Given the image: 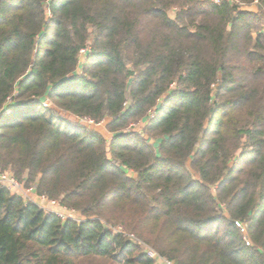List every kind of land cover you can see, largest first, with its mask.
Instances as JSON below:
<instances>
[{
  "label": "trees",
  "instance_id": "16d2710c",
  "mask_svg": "<svg viewBox=\"0 0 264 264\" xmlns=\"http://www.w3.org/2000/svg\"><path fill=\"white\" fill-rule=\"evenodd\" d=\"M0 170V264H264V0H0Z\"/></svg>",
  "mask_w": 264,
  "mask_h": 264
},
{
  "label": "built area",
  "instance_id": "2783aa9c",
  "mask_svg": "<svg viewBox=\"0 0 264 264\" xmlns=\"http://www.w3.org/2000/svg\"><path fill=\"white\" fill-rule=\"evenodd\" d=\"M218 2V0H213ZM90 48L84 47L79 50V57L81 54L86 55L89 53ZM10 100V98H8ZM42 105L47 107L49 106V101L47 99L42 100ZM79 123L85 124L87 126L92 125V120L88 119L87 117H76ZM0 186L8 189L11 193L17 194L27 203H34L43 209L46 213H55L58 215L62 220L71 219L75 221H81L82 218L80 217L79 213L74 209L67 208L66 206L62 205L56 199H50L45 194H37L36 186L34 184L25 186L21 183L11 172L9 171H1L0 170ZM234 225L239 229V231L243 234V239L246 245L250 244V240L246 235L247 224L241 221H234ZM115 232L123 233L121 227H117L113 229ZM129 239L136 242L143 250V253L151 258L155 264H176L174 261L168 259L167 257L159 254L156 250H154L149 245L145 244L141 240L137 239L133 234H127Z\"/></svg>",
  "mask_w": 264,
  "mask_h": 264
},
{
  "label": "rangeland",
  "instance_id": "374dc122",
  "mask_svg": "<svg viewBox=\"0 0 264 264\" xmlns=\"http://www.w3.org/2000/svg\"><path fill=\"white\" fill-rule=\"evenodd\" d=\"M229 1L233 2L234 0H229ZM242 9L253 10L254 11L256 9V3H252V4H249V5H244V6H242ZM169 15L171 17H173L174 16V10L171 9L169 11ZM85 56L86 55L81 54L80 57H79V62H82L84 60ZM105 124H106V120L105 121H101L99 123H93L92 125H89V127L97 130L102 135H104V137L106 139H108L110 135H109V133H107V131L105 129ZM135 129H138V127L135 126ZM127 172H128L129 175L132 174V172H130V171H127Z\"/></svg>",
  "mask_w": 264,
  "mask_h": 264
},
{
  "label": "water",
  "instance_id": "95a60500",
  "mask_svg": "<svg viewBox=\"0 0 264 264\" xmlns=\"http://www.w3.org/2000/svg\"><path fill=\"white\" fill-rule=\"evenodd\" d=\"M103 227H104V229H105V230H107V229H108V227H107V225H106V224H104V225H103Z\"/></svg>",
  "mask_w": 264,
  "mask_h": 264
}]
</instances>
